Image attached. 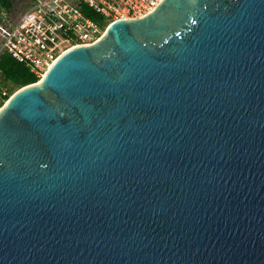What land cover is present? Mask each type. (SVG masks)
Instances as JSON below:
<instances>
[{"label":"water","instance_id":"95a60500","mask_svg":"<svg viewBox=\"0 0 264 264\" xmlns=\"http://www.w3.org/2000/svg\"><path fill=\"white\" fill-rule=\"evenodd\" d=\"M0 264H264V0H162L15 91Z\"/></svg>","mask_w":264,"mask_h":264},{"label":"built area","instance_id":"2783aa9c","mask_svg":"<svg viewBox=\"0 0 264 264\" xmlns=\"http://www.w3.org/2000/svg\"><path fill=\"white\" fill-rule=\"evenodd\" d=\"M161 1L26 0L15 12L0 13V58L10 53L40 79L66 50L93 44L113 21L143 16ZM19 88L0 71V108Z\"/></svg>","mask_w":264,"mask_h":264},{"label":"trees","instance_id":"16d2710c","mask_svg":"<svg viewBox=\"0 0 264 264\" xmlns=\"http://www.w3.org/2000/svg\"><path fill=\"white\" fill-rule=\"evenodd\" d=\"M25 1L0 0V13L2 11L14 12L19 8V4L22 6ZM94 17L97 18L96 16ZM0 71L2 79L11 83L14 87H22L38 80V77L30 72L27 66L14 59L8 52H4L1 55Z\"/></svg>","mask_w":264,"mask_h":264},{"label":"rangeland","instance_id":"374dc122","mask_svg":"<svg viewBox=\"0 0 264 264\" xmlns=\"http://www.w3.org/2000/svg\"><path fill=\"white\" fill-rule=\"evenodd\" d=\"M18 2H22V0H17ZM21 6V4H19V7ZM15 12V11H14Z\"/></svg>","mask_w":264,"mask_h":264}]
</instances>
